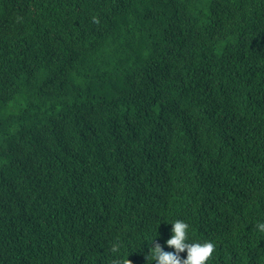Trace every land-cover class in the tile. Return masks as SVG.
I'll use <instances>...</instances> for the list:
<instances>
[{"label": "trees", "instance_id": "obj_1", "mask_svg": "<svg viewBox=\"0 0 264 264\" xmlns=\"http://www.w3.org/2000/svg\"><path fill=\"white\" fill-rule=\"evenodd\" d=\"M177 219L264 264V0H0V264H154Z\"/></svg>", "mask_w": 264, "mask_h": 264}, {"label": "clouds", "instance_id": "obj_2", "mask_svg": "<svg viewBox=\"0 0 264 264\" xmlns=\"http://www.w3.org/2000/svg\"><path fill=\"white\" fill-rule=\"evenodd\" d=\"M171 224L173 234L167 241V245L175 251L166 252L160 244L155 243L154 247L150 248L149 255L146 256L147 262L150 258L154 264H208V261L213 257L215 244L211 241L189 243V225L179 219ZM255 228L259 232L264 233V222L257 223ZM120 249L121 246L118 242H114L111 245L110 252L112 253L113 258L111 259L110 264H132L129 257L123 259L117 256V254L120 253ZM185 251L187 252V258L182 259L180 254Z\"/></svg>", "mask_w": 264, "mask_h": 264}]
</instances>
